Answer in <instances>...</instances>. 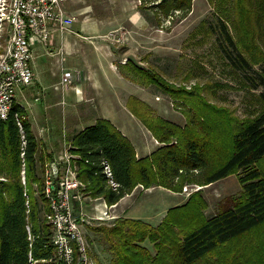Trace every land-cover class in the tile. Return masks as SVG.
<instances>
[{
	"label": "trees",
	"instance_id": "16d2710c",
	"mask_svg": "<svg viewBox=\"0 0 264 264\" xmlns=\"http://www.w3.org/2000/svg\"><path fill=\"white\" fill-rule=\"evenodd\" d=\"M192 1L152 0L150 6L161 22L176 11H190ZM208 1L217 24L203 23L190 38L201 35L197 42L203 44L218 30L216 50L231 79L189 83L197 76L190 71L177 83L132 59L119 62L124 79L167 95L184 113L185 123L157 114L146 100L130 94L127 108L161 143L156 150L137 158L132 142L105 118L73 136L76 148L70 150L80 155L77 172L85 195L102 197L108 205L138 184L180 192L185 184L206 185L232 173L239 177L241 192L211 217L204 215L205 201L198 191L168 208L156 225L126 216L87 225L93 264H104L96 246L109 258L107 264H264V0ZM145 14L150 20L151 13ZM235 82L247 94L243 114L224 99V91ZM14 109L26 132V183L21 180V138L12 113L0 120V172L7 178L0 188V264H30L29 254L35 264H57L37 165L39 141L25 108L16 104ZM103 161L112 168L117 189L103 174Z\"/></svg>",
	"mask_w": 264,
	"mask_h": 264
},
{
	"label": "rangeland",
	"instance_id": "374dc122",
	"mask_svg": "<svg viewBox=\"0 0 264 264\" xmlns=\"http://www.w3.org/2000/svg\"><path fill=\"white\" fill-rule=\"evenodd\" d=\"M70 1L69 8L71 6L73 8H80V13L76 15L77 22L74 26L76 31L81 34L91 33L81 28V23L86 17L102 22L103 27L100 32V40L115 55L114 59L116 60H113V64L116 67L117 63H125L127 59H132L138 65L154 68L166 78L177 83L184 81V76L190 71H193L197 76L192 77L189 83L196 80L231 79L227 74L226 66L222 63L216 50L221 42L219 31L216 30L215 34L209 37L203 44H198L197 42L201 35L195 39L190 38L191 33L203 23L206 26H215L217 24L214 10L208 0H193L190 11L187 13L176 11L173 16L162 17L161 22H158L159 18L157 19L155 12H152L153 10L150 6L152 5L150 3L152 0H149L147 3L144 0ZM147 11L151 13V19L148 21L145 19ZM136 15H141L139 17L140 20L131 22V19ZM144 20L145 22H143ZM72 35L74 38L77 36L76 34ZM116 37L120 40L117 41ZM76 40L82 41L78 38ZM35 47L33 55L35 54V58L41 64L42 69L40 88L42 89L43 87L46 93H44V99L35 100V95H32L27 90L24 93L25 97H23L22 92L17 94V101L25 106L29 121L31 120L36 125L33 119L35 116L41 121L42 134H52L54 131L56 133L57 130L62 133L64 128H69L66 119L69 120L72 117L73 107L72 101L68 99V96L64 97V102L61 101V81L59 84L58 79L59 73H61L62 65L60 60H62V54L57 52L47 54V48L44 44L36 45ZM89 49H86V58L93 60L95 52ZM79 50L82 51V49ZM198 65L201 66L198 67ZM50 70L51 73H49ZM92 74L94 75V81L100 80L101 75L96 70H93ZM105 77L110 78L108 74H105ZM55 85L58 87H55ZM106 85L108 86L107 83L104 84V86ZM234 85L235 87L224 91V99L228 105L237 110L238 114H243L246 108L247 94L245 90L237 87L238 84L236 82ZM128 87L125 88V96L134 94L144 100L148 99L147 102L154 108L157 114L181 125L185 123L184 113L176 107V104L167 95L161 93L155 87H144L135 83L130 84ZM48 93L50 95L47 96L46 94ZM119 100L120 98L118 97L117 101ZM111 102H114V100H111ZM122 107L125 109V112L122 110ZM62 108L64 113L62 112ZM91 108H94V106L91 105ZM120 110L125 116H129L127 101L123 105H120ZM107 115L109 116L110 113L108 112ZM95 117L96 115L94 117L90 116L82 124L85 125L92 122V119L94 120ZM33 129V132L38 133L36 128L33 127ZM158 143V145H161L159 141ZM69 145L67 144V146ZM38 156L42 157L40 153H38ZM261 166L264 168V160L261 162ZM38 170L39 172L42 171L41 176L43 179L45 165L39 164ZM151 188H144L141 184L136 185L128 194L129 196L122 202V205L116 208L115 213L118 216L120 215L119 217L124 215L141 217L156 225L162 220L168 208L183 204L192 193L200 191L206 206L203 213L211 217L231 204L232 198L240 194L242 184L238 175L232 173L225 178L206 185L196 183L185 184L180 192L159 187ZM93 199V197L85 195L84 202ZM106 207V203L103 201L84 203L82 205L83 213L89 216L87 225L107 224L116 219V216L113 215L104 216L102 219L93 218L105 212L107 210ZM107 212L111 214L109 210ZM145 245L153 250L151 243L145 242ZM96 248V253L100 259L104 264H107L109 258L105 252L103 253L99 246H96Z\"/></svg>",
	"mask_w": 264,
	"mask_h": 264
},
{
	"label": "built area",
	"instance_id": "2783aa9c",
	"mask_svg": "<svg viewBox=\"0 0 264 264\" xmlns=\"http://www.w3.org/2000/svg\"><path fill=\"white\" fill-rule=\"evenodd\" d=\"M70 0H0V120H8L13 113L19 128L22 149V183H26L24 151L27 144L22 117L15 111L18 90L33 83L34 72L31 66L33 47L42 43L48 45L55 37L71 30L75 20L68 12ZM116 40L120 39L116 37ZM80 78V72L63 73L62 85H71ZM23 106V105H21ZM25 108V106H23ZM79 154L64 146L62 153L45 164L43 194L49 210L45 217L52 229V242L55 247L57 264H93L88 253L86 236L89 216L82 210L85 193L84 183L78 177L77 160ZM56 163L59 174L55 178L52 164ZM102 172L108 183L117 189L110 165L103 161ZM7 178L0 172V188ZM25 195L26 192H25ZM28 206V201H26ZM106 210L93 218L112 216ZM28 238L32 240L30 224L26 225ZM30 264L36 260L29 254Z\"/></svg>",
	"mask_w": 264,
	"mask_h": 264
},
{
	"label": "crops",
	"instance_id": "0c3cea01",
	"mask_svg": "<svg viewBox=\"0 0 264 264\" xmlns=\"http://www.w3.org/2000/svg\"><path fill=\"white\" fill-rule=\"evenodd\" d=\"M70 2L71 1L67 3V10L75 17L71 30L64 32L62 36L58 32H55V37L53 38L51 43L45 46L47 48V54H53L56 52L62 54V60H60V63L62 65L61 73H59L58 79L59 84L61 81L60 77L62 78L63 73L74 74V72L79 71L80 78H78L71 85L64 86L60 84L62 98L61 101L64 102V97L68 96V99L72 101L73 105L71 115L72 117L69 118V120L66 119L69 124V128L66 127L67 130L66 128H64V131L62 133L57 130L56 133L54 131V133L52 134H42L41 121L37 118V116L33 118L36 125H34L30 120V122L32 123V129L34 127L38 132L36 133L34 131V134L36 135V138L39 141L38 153L42 155V157L38 159L37 165H45L48 162H52L53 159H55L58 155L62 153L64 146H66L67 144H70V149H75L76 147L72 144V141H70V139H72L73 136L77 135L79 132L84 130L87 126L92 125L98 119L103 118L110 120L116 126V128L121 131L122 134L125 135L132 142L136 151L137 158L149 155L158 148V141L154 138V136H152L150 131L141 123V121L133 114H131L130 111L128 113L129 116H125V114H123L120 110V105L126 103L130 95H124L125 88H129L128 86L134 83L129 82L128 80L122 77V75L117 70L116 65L113 64V60H116L114 59L115 55L111 53L110 50H108L107 47L102 44V41L100 40V32L103 27L101 21L86 17L81 23V28L84 31H89L91 33L81 34L80 32L75 30L74 26L77 22L76 15L80 13V8H73L72 6L69 8ZM140 16L141 15L134 16L131 19V22H134V20H140ZM143 22H145V20ZM72 34H76L77 36L74 38ZM76 38H78L79 40L81 39L82 41L79 42L76 40ZM36 45L43 44L38 43ZM35 46L32 50L31 59V66L34 72L33 83L27 87L18 90L17 94L22 92L23 97H25L24 93L29 90L32 95H35V100H39L42 98L44 99L43 96L46 92H44L43 87L42 89L40 88V83L42 81V69L41 64L35 58V54L33 55V51L36 48ZM88 48H90L89 50H93L95 52L93 60H89L88 58H86V49ZM79 49H82V51H80ZM79 59H81L82 61ZM93 70H96L101 75L99 81H94V75L92 74ZM49 73H51V70L49 71ZM105 74H108L110 78H106ZM104 82L107 83L108 86H104ZM55 87L58 86L55 85ZM46 95L48 96L50 95V93ZM118 97L120 98L119 101H117ZM111 100H114V102H111ZM91 105L94 106V108H91ZM122 110L124 111L125 109L123 108ZM62 112L64 113L63 108ZM108 112L110 113L109 116L107 115ZM95 115L96 117L94 118V120L92 119V122L85 125L82 124L86 119H89L90 116L94 117ZM52 118H54V116H52ZM67 132H69L68 135ZM157 187L166 189L161 186L152 187L151 189ZM127 196L129 195H125L118 202L111 205H108L102 197H96L88 202L103 201L106 203V208L107 210H109L111 215L119 217L120 215L118 216V214L115 213V210L119 205H122V202ZM124 216L141 218L131 215Z\"/></svg>",
	"mask_w": 264,
	"mask_h": 264
},
{
	"label": "water",
	"instance_id": "95a60500",
	"mask_svg": "<svg viewBox=\"0 0 264 264\" xmlns=\"http://www.w3.org/2000/svg\"><path fill=\"white\" fill-rule=\"evenodd\" d=\"M52 168H53V171H54L55 178H58L59 169H58L56 163L52 164Z\"/></svg>",
	"mask_w": 264,
	"mask_h": 264
}]
</instances>
